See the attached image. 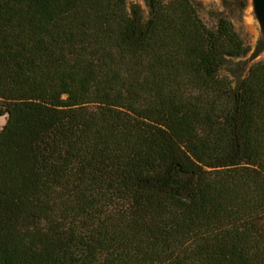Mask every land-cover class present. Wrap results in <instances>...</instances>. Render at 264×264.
<instances>
[{
	"label": "trees",
	"instance_id": "16d2710c",
	"mask_svg": "<svg viewBox=\"0 0 264 264\" xmlns=\"http://www.w3.org/2000/svg\"><path fill=\"white\" fill-rule=\"evenodd\" d=\"M144 1L0 0V264H264V63Z\"/></svg>",
	"mask_w": 264,
	"mask_h": 264
},
{
	"label": "rangeland",
	"instance_id": "374dc122",
	"mask_svg": "<svg viewBox=\"0 0 264 264\" xmlns=\"http://www.w3.org/2000/svg\"><path fill=\"white\" fill-rule=\"evenodd\" d=\"M129 4L140 7L147 19L149 10L144 0H128ZM201 17L212 26L217 15H224L235 26L244 41L248 55L242 59L230 60L224 66L222 74L228 76L235 84L241 81L249 69L264 63V32L255 16L251 0H194ZM7 116L0 117V130L5 126Z\"/></svg>",
	"mask_w": 264,
	"mask_h": 264
},
{
	"label": "water",
	"instance_id": "95a60500",
	"mask_svg": "<svg viewBox=\"0 0 264 264\" xmlns=\"http://www.w3.org/2000/svg\"><path fill=\"white\" fill-rule=\"evenodd\" d=\"M255 16L264 32V0H251Z\"/></svg>",
	"mask_w": 264,
	"mask_h": 264
}]
</instances>
